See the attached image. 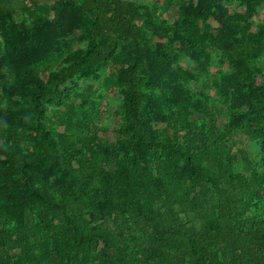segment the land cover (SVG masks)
<instances>
[{
    "label": "trees",
    "instance_id": "obj_1",
    "mask_svg": "<svg viewBox=\"0 0 264 264\" xmlns=\"http://www.w3.org/2000/svg\"><path fill=\"white\" fill-rule=\"evenodd\" d=\"M63 1L89 22L84 50L72 53L48 85L37 62L17 70L0 63V264H264V174L230 141L236 117L249 116L254 127L246 129L259 135L264 156V83L255 86L251 69L264 58V23L252 31L229 19L220 0H191L178 6L172 24H146L195 61L207 48L219 51L227 71L223 85L215 76L212 85L224 96H248L250 111L229 112L220 128L222 109L210 108L208 97L174 102L173 91L156 94L175 77L157 69L168 56L145 41L143 7ZM17 14L28 28H17ZM60 15V4L0 0V30L19 52L39 49ZM209 18L220 24L215 36ZM118 47L123 138L110 142L99 135V113L65 102L64 86L118 64ZM44 102L63 107L52 117L62 132L51 128ZM195 113L202 119L190 121Z\"/></svg>",
    "mask_w": 264,
    "mask_h": 264
},
{
    "label": "rangeland",
    "instance_id": "obj_2",
    "mask_svg": "<svg viewBox=\"0 0 264 264\" xmlns=\"http://www.w3.org/2000/svg\"><path fill=\"white\" fill-rule=\"evenodd\" d=\"M136 3L143 7L148 13V22L145 23V41L152 48L154 53H164L160 56L162 60L158 62L157 69L162 74H169L175 77V81L171 84L165 83L159 93L164 95L170 91L175 93L174 102L186 100L187 102H195L196 100H207L210 108H221L222 114L216 119V125L222 127L227 120V114L230 112L234 117L238 112H248L249 114V98L242 92L227 95H221L220 90L212 85V77H217L219 83L225 80L227 65H220L217 62L219 51L214 49H206L205 54L200 60L195 61L183 52L179 51L168 43L165 38L156 36L159 25L165 26L172 24L177 18L178 6L191 4V0H124ZM222 8L226 12L229 19H240L242 25H248L252 31H257L255 26L264 23V0H256L252 4L247 0H220ZM43 4L61 5L60 21L57 27L46 28L47 37L40 44L39 49H32L19 52L14 46L6 41L3 31L0 30V63L8 62L15 65L16 70L24 63L37 62L39 79L45 84H49L51 75L59 71L65 66V62L71 57L72 53L84 50L92 38V30L87 18L79 15L75 10L66 7L63 0H40ZM52 16V14H51ZM50 16V19H51ZM13 22L17 28H28L29 22L22 14L13 17ZM149 22L153 29L149 28ZM148 24V25H146ZM210 32L215 36L220 29V24L214 19L209 18L206 23ZM73 40L72 49L67 50L68 42ZM115 58H118V64L108 62L102 67L97 76L89 78L76 77L74 80L66 83V95L69 99L65 102H71L74 105L79 104L81 111L96 110L100 119L97 123L100 136L110 142H115L123 138L121 134L122 125V96L117 82L121 76V63L123 62V54L121 48L118 47ZM251 69L257 74L255 86L258 87L264 83V58H260L251 64ZM5 68L0 65V77L4 76ZM195 78L199 80L196 81ZM223 85V84H222ZM75 94H82L83 97H75ZM8 101H5L7 103ZM46 106V117L51 118V128L57 132H62L64 127L57 125L56 120L52 119L56 110L62 111L63 107L55 102H44ZM80 114V111L78 112ZM202 119L199 113L193 114L190 121ZM252 118L236 117L235 122L240 126L236 128L232 134L230 141L233 143L234 149H243L251 161V168L256 169L259 173L264 174L263 152L261 148V140L259 135L250 133L246 129L254 127L250 124ZM166 129V124H159L158 127ZM259 213L264 216V199L259 202Z\"/></svg>",
    "mask_w": 264,
    "mask_h": 264
}]
</instances>
